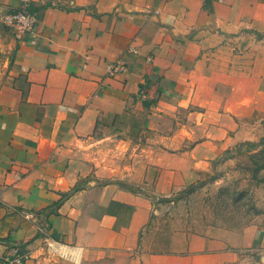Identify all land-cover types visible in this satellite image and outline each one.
I'll use <instances>...</instances> for the list:
<instances>
[{
	"label": "crops",
	"instance_id": "1",
	"mask_svg": "<svg viewBox=\"0 0 264 264\" xmlns=\"http://www.w3.org/2000/svg\"><path fill=\"white\" fill-rule=\"evenodd\" d=\"M26 9L37 15L32 32L0 28V264L16 246L26 264H44L40 224L74 261L132 252L151 201L102 182L84 149L152 129L128 174L138 184L154 170L151 193L167 196L252 140L264 114V0H31ZM117 59L125 70L109 75ZM253 235L243 230L230 251L225 237L207 238L217 251L207 264L237 260ZM189 256L138 264H194Z\"/></svg>",
	"mask_w": 264,
	"mask_h": 264
},
{
	"label": "rangeland",
	"instance_id": "2",
	"mask_svg": "<svg viewBox=\"0 0 264 264\" xmlns=\"http://www.w3.org/2000/svg\"><path fill=\"white\" fill-rule=\"evenodd\" d=\"M153 132L149 129L141 136L129 138L130 144L120 139L122 134L105 139L87 146L85 159H82L87 162L88 169L104 170L100 175L102 182L114 181L120 187L141 191L149 197L152 204L149 222L135 249L132 252L87 251L76 261L63 252L46 253L44 264H92L98 260L99 264H138L139 259L144 261L150 254H188L194 264H207L217 254L212 243V248L207 249L210 247L207 238L225 237L229 242L226 249L230 251L233 249L231 243L243 230L254 231V239L236 250L237 260L225 264H264V245H261V230L264 228V114L253 122L252 140L227 150L214 163L211 173L167 196L151 193L154 170L150 171L148 179L138 184L128 174L130 167H138L139 162L134 161V156L146 139L151 144L149 139L154 137Z\"/></svg>",
	"mask_w": 264,
	"mask_h": 264
},
{
	"label": "built area",
	"instance_id": "3",
	"mask_svg": "<svg viewBox=\"0 0 264 264\" xmlns=\"http://www.w3.org/2000/svg\"><path fill=\"white\" fill-rule=\"evenodd\" d=\"M29 1L31 0H21L25 8L14 11H7L0 6V26L11 28L19 33L32 32L37 23V15L35 11L26 9ZM107 69L109 75L125 70L120 59L108 64ZM38 231L43 235L49 254L61 253L60 245L47 235L43 225H38ZM28 258L29 253L27 250L16 246L9 255L3 258L1 264H26Z\"/></svg>",
	"mask_w": 264,
	"mask_h": 264
},
{
	"label": "trees",
	"instance_id": "4",
	"mask_svg": "<svg viewBox=\"0 0 264 264\" xmlns=\"http://www.w3.org/2000/svg\"><path fill=\"white\" fill-rule=\"evenodd\" d=\"M144 88V85L142 84L141 85V89H143ZM152 102H154V99L152 100V101H150V102H147V101H143V106H148V105H150ZM189 187H192V185L191 186H189ZM92 264H99V260L98 261H95L94 263H92Z\"/></svg>",
	"mask_w": 264,
	"mask_h": 264
}]
</instances>
